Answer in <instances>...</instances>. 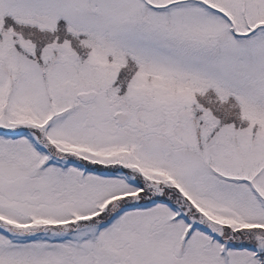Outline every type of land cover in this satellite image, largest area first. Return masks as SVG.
Here are the masks:
<instances>
[{
    "label": "snow or ice",
    "instance_id": "obj_1",
    "mask_svg": "<svg viewBox=\"0 0 264 264\" xmlns=\"http://www.w3.org/2000/svg\"><path fill=\"white\" fill-rule=\"evenodd\" d=\"M0 264H264V0H0Z\"/></svg>",
    "mask_w": 264,
    "mask_h": 264
}]
</instances>
